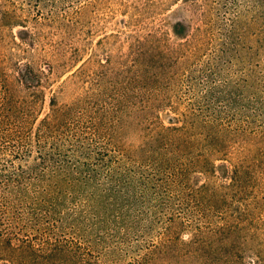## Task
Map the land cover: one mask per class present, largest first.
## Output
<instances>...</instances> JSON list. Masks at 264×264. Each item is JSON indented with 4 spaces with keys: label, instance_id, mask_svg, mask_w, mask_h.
Returning <instances> with one entry per match:
<instances>
[{
    "label": "rangeland",
    "instance_id": "1",
    "mask_svg": "<svg viewBox=\"0 0 264 264\" xmlns=\"http://www.w3.org/2000/svg\"><path fill=\"white\" fill-rule=\"evenodd\" d=\"M3 100L0 264H264V0H0ZM171 125L192 143L160 166L139 149ZM169 228L191 242L150 255Z\"/></svg>",
    "mask_w": 264,
    "mask_h": 264
},
{
    "label": "trees",
    "instance_id": "2",
    "mask_svg": "<svg viewBox=\"0 0 264 264\" xmlns=\"http://www.w3.org/2000/svg\"><path fill=\"white\" fill-rule=\"evenodd\" d=\"M177 26H181L183 27L182 24L177 23L175 25V27ZM174 27V31H176L177 35H182L179 32H177V30ZM8 102V100H3L0 105H5ZM51 104L52 100L50 101ZM2 117V116H1ZM1 117H0V122H1ZM210 122L205 121L202 123L203 127H207V128H211L210 126H208ZM185 127V125H179V126H175V125H171L168 127L164 128V133H160L158 134L155 138H153L152 141L150 142H146L144 145H142L139 149V151H144L145 153H152V154H157L160 156V160L158 161V163L160 164V166H163L164 164L168 165L169 163H173L175 161V159H171L165 157L164 155H166V153H176L177 151H181L183 153H187L190 144L192 142H189L188 139H186L184 137V135L181 133L180 130H182ZM166 132V133H165ZM179 133V135H177L176 133ZM206 142H208L209 145H211V148H208L209 151L211 153H218L223 151L224 145L226 142H224V139H216V136L212 137V134L210 132H206ZM215 139V140H214ZM2 148V146H0ZM0 148V151H2ZM3 149V148H2ZM172 149V150H171ZM30 150L28 149V147L24 148V150H22V154L25 152V154L27 155L28 152ZM37 159L39 158L40 162L43 163L44 165H46L48 172L51 170V166L48 165V157L51 156V152L50 151H45L42 149V147L39 146L38 150H37ZM22 154L18 155V156H22ZM47 154V155H46ZM24 155V154H23ZM163 155V156H162ZM199 156V154H198ZM47 157V158H46ZM161 157H164L161 159ZM20 158V157H19ZM199 158V159H198ZM190 165L192 163V161H189ZM193 168H198L200 171L204 172V173H209V172H213L215 169V165L212 162L211 158L206 157V155H200V157H197L196 159V166ZM106 170L108 172H111L113 169L110 167L106 168ZM238 169L237 166L233 168V170H231V174L229 176V178L231 180H235L237 179V174H238ZM43 174V173H42ZM42 174H37L34 179L32 181H29V183L21 188V201L24 203L23 205V210L26 213L27 216H29V220H32V225L35 224H39V217L42 218H50L53 215H55V210H53L49 200L47 199V192L45 191V186L42 183ZM175 179V178H174ZM173 179V180H174ZM172 180V181H173ZM161 181V180H160ZM0 193L3 192H7L10 187H13L15 185L16 180L14 182V177L13 176H9L5 173H0ZM166 188V187H165ZM34 222V224H33ZM184 227V226H181ZM183 229V228H182ZM172 228H169L167 230V232H165V235L163 237V239L160 241V243L158 245H154L153 249L148 252L150 255H164V254H168L173 248L174 246H176V244L178 243L179 245H185V244H189V242L191 241H185L182 238L178 237V233L174 234L175 232H171ZM197 235L194 234V238H196ZM197 239V238H196ZM53 242H50V239L47 238L46 242H44L43 248H49L47 253L53 255L54 253H52L54 250H57L58 252L60 250H58V247H56V244H52ZM32 244H27V246L25 247L24 252H29V251H35V249L33 248V246H31ZM48 254V255H49ZM20 257V256H18ZM94 264H99V263H94Z\"/></svg>",
    "mask_w": 264,
    "mask_h": 264
}]
</instances>
